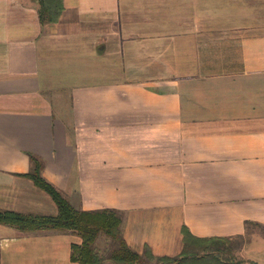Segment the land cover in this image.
Wrapping results in <instances>:
<instances>
[{
    "label": "crops",
    "instance_id": "obj_1",
    "mask_svg": "<svg viewBox=\"0 0 264 264\" xmlns=\"http://www.w3.org/2000/svg\"><path fill=\"white\" fill-rule=\"evenodd\" d=\"M64 4L44 25L0 0V209L58 213L37 155L75 208L121 210L137 251L177 256L187 227L264 264V0ZM81 242L0 223V264H80Z\"/></svg>",
    "mask_w": 264,
    "mask_h": 264
},
{
    "label": "trees",
    "instance_id": "obj_2",
    "mask_svg": "<svg viewBox=\"0 0 264 264\" xmlns=\"http://www.w3.org/2000/svg\"><path fill=\"white\" fill-rule=\"evenodd\" d=\"M42 24L59 22L65 9L64 0H37ZM45 162L31 155V170L26 174L37 186L47 191L58 205L53 215L23 213L0 209V223L22 231H59L77 234L81 243H73L71 258L80 264H244L238 260L235 244L230 238L195 236L184 227V249L177 256H157L150 246L143 252L132 248L123 234L124 214L115 208L80 210L44 176ZM104 234L112 239L114 248L102 254L97 240Z\"/></svg>",
    "mask_w": 264,
    "mask_h": 264
},
{
    "label": "rangeland",
    "instance_id": "obj_3",
    "mask_svg": "<svg viewBox=\"0 0 264 264\" xmlns=\"http://www.w3.org/2000/svg\"><path fill=\"white\" fill-rule=\"evenodd\" d=\"M248 244H249V246H250V249H251V251H253V250H257L258 252H259V254L263 257V259H264V247H263V245L264 244H262L260 247L258 246L261 242L259 241V242H257V241H249V242H247ZM97 245H98V247L100 248V250H101V252H102V254H104V255H108L111 251H112V249L114 248V246H113V241H112V239H109L107 236H105L104 234H102L100 237H99V239L97 240V243H96ZM257 248H260V249H257ZM253 252H256V251H253ZM263 254V255H262ZM260 256V257H261ZM260 257L259 256H257V258H258V260H260ZM243 258V257H242ZM241 257H240V255L238 256V259H242ZM262 262H264V260L262 261ZM251 264H253L252 262H251Z\"/></svg>",
    "mask_w": 264,
    "mask_h": 264
}]
</instances>
